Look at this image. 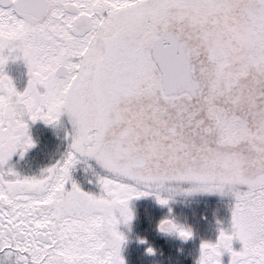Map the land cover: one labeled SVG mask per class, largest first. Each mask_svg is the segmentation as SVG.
I'll return each instance as SVG.
<instances>
[{"label":"snow or ice","instance_id":"6c2138e0","mask_svg":"<svg viewBox=\"0 0 264 264\" xmlns=\"http://www.w3.org/2000/svg\"><path fill=\"white\" fill-rule=\"evenodd\" d=\"M5 49L29 79L17 92L0 54L4 264H124L117 225L149 194L135 186L165 181L232 191L231 231L201 244V264H264V0H0ZM65 111L76 135L62 161L3 168L33 146L25 118ZM77 154L110 174L99 195L71 181Z\"/></svg>","mask_w":264,"mask_h":264},{"label":"rangeland","instance_id":"374dc122","mask_svg":"<svg viewBox=\"0 0 264 264\" xmlns=\"http://www.w3.org/2000/svg\"><path fill=\"white\" fill-rule=\"evenodd\" d=\"M4 56H8L7 62L3 65V73L11 78L13 85L17 92H23L28 83V69L23 59H13V56H19V53L13 52L9 54L5 49ZM25 123L28 125V135L33 140V146L30 148V153L34 155L33 160H53L55 152H58L60 147L64 148L62 140L65 136L69 139L75 133L72 119L67 113H62L55 125L47 124L42 120L32 121L25 118ZM72 140V138H71ZM70 140V141H71ZM70 144L67 143L66 150H70ZM48 153V154H47ZM39 154V156H35ZM5 170L8 167L3 166ZM20 175H36L40 174L39 167L22 169L17 167L13 169ZM92 173L93 184L91 185V192L99 195L101 190L97 183L99 177H106L110 175L104 168L96 167L90 170ZM137 191L147 192L148 195L133 198L128 201V206L133 212V218L129 226L123 223L117 225V230L124 233L128 244H123V249L120 248V256L127 264L128 256L134 252L140 257H145L148 253L150 259L147 260L149 264H161L159 254L155 256L153 252L149 253L145 248V244L151 242L153 230L158 232L161 240L166 244H176L174 257L171 258L174 263L177 258L180 263L185 260V264H196L200 255V246L202 242L216 243L220 230L226 233L231 231V209L234 206L235 198L230 191L229 186H225L223 193L218 191L206 192L194 190L197 185L186 181H165L162 187H145L143 185L135 186ZM239 190H246V186H235ZM157 197L166 199L167 203L161 205ZM197 207H201L207 214L206 218L196 220L194 211ZM164 218H175L177 222L185 225L191 229V237L188 239H181L175 234H166L158 229L159 222ZM129 227L131 232H129ZM148 228V229H147ZM143 242H140V241ZM242 245L233 238L232 248L234 251H239ZM183 255V257H179ZM221 264H229L230 255L227 252H222L220 256ZM183 264V263H182Z\"/></svg>","mask_w":264,"mask_h":264},{"label":"flooded vegetation","instance_id":"af4514ba","mask_svg":"<svg viewBox=\"0 0 264 264\" xmlns=\"http://www.w3.org/2000/svg\"><path fill=\"white\" fill-rule=\"evenodd\" d=\"M71 138L69 139V136H65V139L62 140V144L64 143L65 147L62 148L61 146L59 151L55 152L54 154L55 158L51 161L46 159L34 161L33 160L34 155L30 153L31 147L24 150L23 155L20 154L21 150L18 148L16 152L12 154V156L3 166L11 168L12 170L17 169V167H20L22 169L39 167L40 171H42L43 169L50 167L52 164L56 163L57 161H62L65 158V156L68 153L67 151L68 149L67 150L65 149L67 146L66 144L72 142ZM35 156L38 157L39 154H36ZM76 159L77 162L69 169V175L71 177V181H74L82 191L89 192L90 194L95 195L94 192H91V188H92L91 185L93 184V178L91 174L92 172L90 170L96 167L99 168H103V167L100 164H98L93 157L80 156L77 154ZM29 175L31 174L29 173ZM66 189L67 190L71 189V182L66 184ZM123 235L125 236L124 233ZM123 244H128V240L125 239V241L121 244V249H123Z\"/></svg>","mask_w":264,"mask_h":264},{"label":"trees","instance_id":"16d2710c","mask_svg":"<svg viewBox=\"0 0 264 264\" xmlns=\"http://www.w3.org/2000/svg\"><path fill=\"white\" fill-rule=\"evenodd\" d=\"M193 214L194 216H191V217L198 221L199 220L203 221L207 216V214L203 211L201 207H197ZM153 235L154 236L151 238V242L149 244H145V248L154 249L155 256L159 254V257L161 258L160 259L161 264H182V263L185 264L186 263L185 260H183V262L180 263L179 258H177V260L174 263H172L173 261L171 260V258L174 257L173 254L175 253L176 244L164 243L159 236L160 234L154 230H153ZM144 256L145 257L143 258L135 254L134 252H132L128 256L127 264H149L147 260L150 259L149 257L150 255L148 253H145ZM179 257H183V255Z\"/></svg>","mask_w":264,"mask_h":264},{"label":"clouds","instance_id":"9594fccd","mask_svg":"<svg viewBox=\"0 0 264 264\" xmlns=\"http://www.w3.org/2000/svg\"><path fill=\"white\" fill-rule=\"evenodd\" d=\"M6 62H7V60H6ZM6 75V74H5ZM7 76V75H6ZM8 77V76H7ZM10 80H11V78L10 77H8ZM11 82H12V80H11ZM12 84H13V82H12ZM13 87H14V85H13ZM14 89H15V87H14ZM16 90V89H15ZM63 113H67L66 111L65 112H63ZM4 115L6 116V117H8V118H11V116L12 115H14L12 112H11V110L9 109V110H7L5 113H4ZM59 119V118H58ZM57 119V120H58ZM56 120V121H57ZM56 121L55 122H52V123H47V124H52V125H55V123H56ZM27 134H28V128H27ZM76 135V131H75V133H74V135L73 136H75ZM29 136V135H28ZM30 137V136H29ZM31 139V138H30ZM32 141V140H31ZM33 145V144H32ZM70 147V146H69ZM88 157H90V156H88ZM194 190H196V189H194ZM163 200H166V199H163ZM167 201V200H166ZM161 205H165V204H161ZM128 206V205H127ZM128 209H129V214H130V216H131V219H127L126 221H121L120 223H123L125 226H129L130 225V222H131V220H132V218H133V212H132V210L129 208V206H128ZM158 229H159V231H161V232H163V233H166V234H175V235H177L179 238H181V239H188V238H190L191 237V235H192V233H191V229L190 228H187L185 225H182V224H180L179 222H177L176 220H175V218H172V219H169V218H164V219H162L160 222H159V224H158ZM181 231H184V232H188V233H190V236H188L187 238H185V237H182L181 235H180V232ZM129 232H131V228L129 227ZM122 234V233H121ZM122 236H123V242L125 241V239H126V237L122 234ZM219 238V237H218ZM218 238H217V240H218ZM140 242H143L142 240L140 241ZM205 243H208V244H211L210 242H202L201 244H205ZM148 249H151V248H148ZM148 249H147V251H148ZM152 250V249H151ZM153 251V250H152ZM151 251V252H152ZM149 252V251H148ZM151 252H149V253H151ZM222 255V254H221ZM202 256H203V253H202V251H201V248H200V255H199V257H198V259H197V261H196V264H201V260H202ZM0 264H4V262H3V258H0Z\"/></svg>","mask_w":264,"mask_h":264}]
</instances>
